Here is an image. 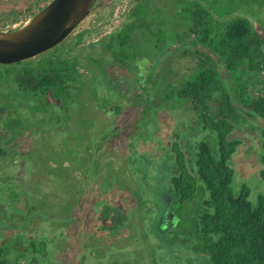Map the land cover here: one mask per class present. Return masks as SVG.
<instances>
[{
    "label": "trees",
    "instance_id": "16d2710c",
    "mask_svg": "<svg viewBox=\"0 0 264 264\" xmlns=\"http://www.w3.org/2000/svg\"><path fill=\"white\" fill-rule=\"evenodd\" d=\"M153 1L136 0L129 12L131 21L122 24L106 38V48L114 66L116 63L129 66L139 57L140 51L154 43L152 64L144 80L145 88L151 83L156 64L172 49L190 48L187 53L196 62V70L183 77L179 84L157 81L155 87L156 90L161 88L157 92L164 103L143 102L144 112H147L138 121L139 125L144 126L147 117L159 124L150 136L141 135L143 137L138 144L141 151H137L140 156L134 157L135 162L139 161L144 166L140 171L144 172L146 186L153 181L157 184L153 191L160 208L159 213L150 219L152 224L147 234L152 235L154 230L164 235H175L172 242L183 241L194 256L207 259L206 264H264V196H259L257 205L253 206L249 201V189L244 185L235 189L233 185L234 178L245 176V166L255 168V171L259 167L260 178L264 181V128L251 123V120L264 121V0H169L172 9L167 13L172 15H167L163 7L152 8ZM161 13H165L167 20L158 23L156 33L147 41L141 40L144 35L140 33L141 26L150 31L146 19L149 17L156 21ZM138 36L143 41L140 45L136 43ZM157 41L160 47L155 45ZM74 61V58L42 57L35 64L26 61L0 66V107L5 108V114L0 115V128L4 130L0 135L1 148L2 145L3 148L13 147L14 134L23 123V109L35 118L37 113L45 114V118L36 121H41L37 128L40 131L46 130L47 126L53 131L68 128L65 116L73 110L82 94L81 77ZM110 62H103V67L111 70H99L102 81H110L107 76L114 70ZM25 97L37 102L28 106ZM182 105L189 108L192 115L189 117L191 128L213 133L214 140L197 143L191 135L180 133L178 142L171 144L167 141L166 152L158 156L160 165L145 139H151L159 130L160 111L178 109ZM57 109L65 115L58 116L54 124L50 119ZM236 129L257 130L262 140L259 143L257 138L251 137L242 143L235 137L237 134H232ZM79 141L84 150L82 158L69 139H64L61 146V154H69L64 158L82 161L86 153L89 157L93 154L98 141L96 138L91 143L81 138ZM48 150L47 154L50 153ZM72 150L76 152L70 154ZM35 156H38L41 166L46 165L38 151L31 158H25V162L37 160V157L33 158ZM236 162L240 166L238 170ZM156 164L158 172L151 170ZM44 169H48L47 165ZM85 169L86 177L90 178V165ZM145 169L153 172L152 179L151 173ZM54 172L55 181L59 185L63 183L64 187L66 183L63 181L68 179L65 175L69 170L60 164ZM108 186L107 183L104 185L107 189ZM84 187L82 183L81 192ZM33 188L43 189L37 185ZM62 192V197L66 198V193ZM35 194L29 189H20L18 185L8 192L4 205L24 223L28 222L31 215H37V206L41 204ZM198 194L202 198L198 211L192 217L193 227L181 226L182 209ZM46 195L55 196L52 202L56 206L61 205L59 192ZM41 200L49 202L44 198ZM99 203L104 212L116 211L117 206L124 213L130 212V206L125 205L114 192H102ZM54 217L66 222L56 214ZM98 230L94 240H100L106 232L103 227ZM24 237L17 232L0 234V264L50 262L52 252L48 249V239L42 237L26 244ZM168 257L173 258L172 255Z\"/></svg>",
    "mask_w": 264,
    "mask_h": 264
},
{
    "label": "rangeland",
    "instance_id": "374dc122",
    "mask_svg": "<svg viewBox=\"0 0 264 264\" xmlns=\"http://www.w3.org/2000/svg\"><path fill=\"white\" fill-rule=\"evenodd\" d=\"M51 1L0 0V33L23 27L35 13ZM135 3L136 0H97L95 8L64 42L27 61L35 64L42 57L74 58L82 82V94L73 105V110L65 116L67 129L53 131L47 126L46 130L40 131L37 128L41 126V121H36L45 118V114L37 113L35 118L27 113L28 110L23 109V123L18 128V133L14 134L13 147L3 148L2 145L1 148L0 145V234L17 232L22 237L25 236L26 244L42 237L48 239V249L52 254L50 262L42 264H206L207 259H198L183 241L172 242L175 235H164L154 230L152 235H148L147 232L150 223L152 224L150 219L159 213L160 203L153 191L157 184L153 181L146 186L144 172L140 171L144 166L139 164V161L135 162L134 157L140 156L137 151H141L138 146L143 137L141 135L150 136L159 124L147 117V123L142 127L139 125L138 121L142 120L147 112H144L143 102L150 100L152 104L155 101L164 103L157 92L161 88L156 90L155 87L157 81L162 84H179L183 77L196 70V62L187 53L190 48L172 49L156 64L148 88H145L144 80L147 79V71L149 72V66L152 64L151 49L154 43L145 47V52L140 51L139 57L129 66L124 63H116L114 66L110 62L106 38L122 24L131 21L129 12ZM171 5L169 0L152 2V8L163 7L167 15H172L167 13L172 9ZM164 16L165 13H161L156 21L148 17L146 23L150 31L141 26L140 33L143 32L144 35L142 39L138 36L136 43L140 45L143 42L141 40L147 41L156 33L158 23L167 20ZM155 45L161 46L158 41ZM107 60L114 67L113 73H116L113 76V73L109 72V82L102 81L99 72L111 70L103 67V62ZM139 80H142L141 83ZM36 102L25 97V104L28 106ZM115 108H119L118 111H115ZM4 109L0 107V115L5 114ZM64 115L57 109L50 122L55 124L56 118ZM158 116L162 117L159 130L151 139H145V143L153 156L156 155L158 160L155 159L160 165L161 158L158 156L164 155L168 142H178L180 133L191 135L197 143L214 140L213 133L191 128L189 117L192 115L189 108L186 109L183 105L174 110L163 109ZM31 122H34L33 125H30ZM251 123L264 128L263 120H251ZM3 131L0 128V135ZM232 134H237L235 137L242 143L248 142L251 137L257 138L259 143L262 140L259 132L254 129L252 132L236 129ZM80 138L89 143L95 138L98 140L93 154L89 157V153H86L82 161L64 158L68 154H61L60 151L63 149L61 146L64 139L70 140V144L78 150L82 158L84 150ZM47 149L50 150L49 154L46 153ZM37 151L48 169H44L45 164L41 166L38 156L33 157H37V160L25 162V158L33 156ZM74 152L76 151L72 150L69 153ZM60 164L68 169L70 174V177L69 174L65 175L68 179L63 181L67 184H64V187L63 183L59 185L55 181L54 170L57 171ZM236 164L238 165L237 162ZM89 165L90 178L86 177L85 169ZM237 165L236 170L240 167ZM158 167L156 164L151 170L158 172ZM244 171L243 178H234V188L246 186L249 189V201L256 206L258 197L264 196V181L259 175L260 168L257 167L255 171V168L245 166ZM147 173H151V179L154 177L152 171ZM82 183L85 186L83 192L80 191ZM106 183L109 185L108 189L104 187ZM18 185L20 189L35 192V197L41 203L36 209L38 216L31 215L30 221L25 223L4 205L8 192ZM33 185L43 189L39 191L34 189ZM61 190L66 193V198L62 197ZM56 191L57 194L59 192L58 200L61 202V205L57 206L52 202V197L55 196L46 195ZM102 192H114L117 197H121L125 205L130 206V212L124 213L119 206L116 211H102L101 203L98 204ZM42 198L49 202L43 203ZM201 198L198 194L184 206L179 218L181 226L186 224L193 227L192 217L199 209ZM82 199L84 201L79 205ZM55 214L66 222L57 220ZM11 226L15 227L14 232ZM99 227L105 228L106 232L100 240H94V234L99 232Z\"/></svg>",
    "mask_w": 264,
    "mask_h": 264
},
{
    "label": "water",
    "instance_id": "95a60500",
    "mask_svg": "<svg viewBox=\"0 0 264 264\" xmlns=\"http://www.w3.org/2000/svg\"><path fill=\"white\" fill-rule=\"evenodd\" d=\"M97 0H52L21 28L0 33V66L29 61L64 42Z\"/></svg>",
    "mask_w": 264,
    "mask_h": 264
}]
</instances>
